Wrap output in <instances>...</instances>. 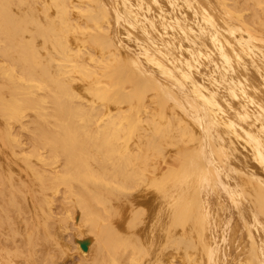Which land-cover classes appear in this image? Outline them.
Segmentation results:
<instances>
[{
  "label": "bare ground",
  "instance_id": "bare-ground-1",
  "mask_svg": "<svg viewBox=\"0 0 264 264\" xmlns=\"http://www.w3.org/2000/svg\"><path fill=\"white\" fill-rule=\"evenodd\" d=\"M59 197L77 264H264V0H0V264Z\"/></svg>",
  "mask_w": 264,
  "mask_h": 264
},
{
  "label": "rangeland",
  "instance_id": "rangeland-1",
  "mask_svg": "<svg viewBox=\"0 0 264 264\" xmlns=\"http://www.w3.org/2000/svg\"><path fill=\"white\" fill-rule=\"evenodd\" d=\"M29 134L26 133L25 131L21 132V139L23 142H27L30 141L29 139ZM72 197H70L69 199H71ZM63 203H64V199L63 197H59L58 200L55 201L54 203V209L56 211V215L60 218H62V222L61 225H69V228L64 231V238L67 241V243L72 247V251H70L71 255L64 257L63 258H59L55 261V264H77L80 259L78 258V254L75 253L74 248H75V240H74V232H75V224L73 222L72 219H63V213H66V210L63 207ZM37 248V249H36ZM36 248L34 249V252H37V256L36 258H34L33 263L34 264H48V262L46 261L47 258L46 256L42 257L41 255V245L39 244L38 246H36ZM41 255V256H40ZM46 258V259H45ZM48 261H50V259L48 258ZM22 264H27V262L22 261ZM50 264V263H49Z\"/></svg>",
  "mask_w": 264,
  "mask_h": 264
}]
</instances>
